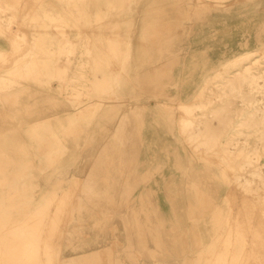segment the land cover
<instances>
[{
	"label": "rangeland",
	"instance_id": "rangeland-1",
	"mask_svg": "<svg viewBox=\"0 0 264 264\" xmlns=\"http://www.w3.org/2000/svg\"><path fill=\"white\" fill-rule=\"evenodd\" d=\"M228 1L86 0L74 5L71 0H44L41 6L38 0H5L0 3L4 20L11 13L17 14L15 9L30 19L31 12H42L47 2L57 5L58 14L51 18L43 14L40 21L53 20L54 24L60 25L63 20H70L68 25L71 26L62 27L66 32L64 37L54 28L35 27L34 30L38 35L45 33L49 37L54 34L63 42L66 38L72 42L73 47L71 44L70 51L66 50L63 54V57H73L72 71L64 72L62 83H72L73 87L72 91L62 94L72 101L75 110L72 123H59L63 128L56 134L62 135L63 140H54L53 137L57 135L50 132L49 127L42 129V137L47 138L29 141L31 145L25 151L33 153L26 154L23 160L25 170L10 171L8 191L4 190V194L10 197V191L14 192V208L10 206V200L7 212L5 210L0 214V220L6 224L5 233L0 236L3 238L0 248H6L7 234L20 229L21 222L38 208L46 215L44 230L48 232L46 240L52 253L48 263L51 264H214L215 251L225 248L222 242L216 241L220 234L225 237L231 233L233 239H240L243 238V229H246L248 241L250 223L255 225V233H264L263 203L242 189L241 179L238 182L235 180L236 173L248 177V171L242 172L237 170L238 166H228L235 194L227 204V166L216 155H211L206 163L200 160L195 145L188 143L179 130V122L186 114L177 110L178 100L166 96L167 93L175 97L177 94H187L199 84L196 78L187 77V73L186 80L183 78L190 62L188 54L202 52L191 49L193 44L196 45L194 39L202 34L207 35L202 39H208L209 32L205 27L211 8L214 12L225 14L231 6ZM7 6L10 10H3ZM30 20L32 24L38 23V20ZM47 47L48 43L40 45L44 52L49 51ZM208 52L203 56L206 57ZM261 52L259 54L258 51L261 58L257 69L259 72L264 69V52ZM236 55L235 51V59ZM235 59L229 61L228 65L224 59L218 63H223L222 67L231 66L233 71V64L237 62ZM222 67L218 65V70ZM64 68L66 70V66ZM206 68H209L208 64ZM169 77L174 79L173 82H166ZM238 101L234 100L235 106L241 104ZM129 103L138 111L132 117L125 107ZM151 105L156 107L153 109L156 115L163 117L164 137L174 129L172 139H147ZM166 110H170L167 116ZM199 113V110L195 111L197 117ZM99 119L103 125L98 126ZM117 119L118 123L115 122ZM85 126L90 132L115 130L122 134L137 133L135 140L123 142L109 139L104 146L103 141L90 140V144L83 147L91 149L103 146L102 164L107 171L106 176L117 181L116 186H121V189L116 188L119 191L116 197L104 192L101 193L104 197L98 196L97 185L92 179L83 181L81 171L72 174L66 171L77 165L83 148L77 145L69 150L65 137L68 142L73 139L78 143L86 130ZM166 142L172 143L173 148H169L170 144L165 146ZM232 147L234 152H228L229 159L237 157L236 161L241 160V155L237 154L240 152L233 145L230 150ZM115 148H127V151L123 150L121 156H114ZM170 149L173 151L169 158L167 152ZM181 165L191 169L194 166L193 171L188 169L192 174L190 177L183 179L185 172ZM202 169L211 175L209 186L203 184V180L192 177L200 176L204 172ZM105 182L109 183L107 179ZM88 184L86 202H82L81 194L84 185ZM5 186L4 183V189ZM69 186L72 198H76V207L72 204L74 214L71 209L67 212L70 205L60 202L62 194L66 195L63 191ZM93 189L97 196L92 195ZM242 195L245 197L244 203ZM220 207L225 212L220 214ZM237 228L240 236L235 234ZM251 243L250 251L247 242L245 252L241 246L234 264H264L261 251L257 250L259 244L255 246V243ZM211 247V252H208ZM89 248L99 249L100 259L98 252L90 256L85 253ZM13 263L7 260L5 264ZM42 264H47L45 259Z\"/></svg>",
	"mask_w": 264,
	"mask_h": 264
},
{
	"label": "crops",
	"instance_id": "crops-1",
	"mask_svg": "<svg viewBox=\"0 0 264 264\" xmlns=\"http://www.w3.org/2000/svg\"><path fill=\"white\" fill-rule=\"evenodd\" d=\"M240 1L241 0H230L229 5H232L233 7L230 6L229 11L225 14L214 12L211 8L209 18L207 20L208 25H205V28L208 29L209 32L208 39H202L207 36L204 34H202L203 36H199L194 39V43L198 46L207 44L209 45L210 51L206 56L207 58L200 57L199 55V57L197 58L200 63H202L206 59L205 62H207L206 64H208L210 71L213 69L216 70L215 72L218 71L219 60L224 59L226 61V64L229 61H233L235 59V51L238 53L243 43L249 44V50L258 49L259 54L262 53L261 51L264 52V0ZM1 2L4 3L5 0H0V3ZM58 10L59 9L57 8V5L52 2H47V4L44 5L43 10H41L42 12L40 13L42 14V16L43 14L45 15V13H48L50 14L49 17H54L57 16ZM15 11L20 18L18 20H14L11 26L13 28L21 27L22 29H24L25 33L30 39L33 37L37 38L38 34L37 30H34L36 29L35 27H48L52 29L57 26H71L68 25V22H70V20L68 19L63 20L62 24L60 25H57L56 23L54 24L53 20L44 19H42V21L38 20V25L32 24L31 20L27 18L26 14L22 13L19 9H15ZM8 22L9 21L7 20H3L0 27H8ZM0 35V205H2L3 209V205L6 204L7 212L8 204L10 203V197L8 194H4V190L8 191L10 171L25 170V164L23 163V160L25 159L26 154H29V152H31L28 151V153H26L25 151L26 148L31 145L29 141L31 139H39V141L43 138L46 139L47 137H42L41 134H43L42 129L48 127L50 128V132H53L55 133V135H57L56 137H53L54 140H63L62 135L56 134L58 130L60 131V128H63V126L61 127L59 123H72V119H74V105L72 101L67 99V97L62 94L64 91H72L71 87H73V84L67 83L66 85H64L62 81L64 78V72L72 71L71 62L73 61V57H63V54L60 51L64 45H67L68 43L71 45L72 42L69 40L68 43H65L62 40H59V37H57L56 35L54 36V34H50L49 37L44 36L43 42L40 43H48L49 47H47L46 49H49V51L44 52L36 50L34 52H29L23 50L18 53H13L8 37L1 32ZM38 36L41 35L39 34ZM65 47L66 49H68V46ZM241 50H243V48H241L240 51ZM194 54L196 55L198 53L194 52ZM22 60L27 61L28 64L32 62L37 63L35 70L39 71V73L31 74V72H24L26 71L25 69L16 68L17 62ZM44 65L46 67H44ZM227 65L226 69L229 68V66ZM64 66H66V70H64ZM27 71H30V69H28ZM230 71H232V69ZM200 72L201 71L198 70L196 73L199 74ZM67 76L69 78V74ZM67 87H70V89H68ZM258 98L261 97L258 96ZM232 101L234 103V99H232ZM256 102H258L257 104H260V101H255L254 104ZM126 106L128 109L127 112L131 117L137 114L138 111L132 103H129V105H125V107ZM234 107L239 109L238 107L243 108L244 105L239 104ZM150 108L151 114H149L148 119L149 126H147V139H172L173 136L171 134H174V132H169L168 135L164 137L163 134L165 132V123L162 120L163 117L160 115H156V111H153V109H156L155 106L151 105ZM127 118H129V115L127 116ZM133 119H131V121L134 122L135 120ZM115 122L118 123V119ZM97 124L98 126H100L104 123L99 119ZM85 128L86 130L78 143H76L73 139L68 142V138L65 137V144H67L66 147L69 150L74 149L77 145H80L82 148L86 145L88 146L90 144V140L103 141L102 145L104 146L109 139H112L113 141L121 140L123 142H126L132 139L135 140V137L137 138V133L135 131H128L129 133L122 134L116 132L115 130L114 132H106V130L99 132H90L88 126H85ZM33 133H35V136H33ZM161 134L163 138H161ZM250 140L252 144L254 137H251ZM244 142L245 137H243V143ZM103 146L102 148H99L98 146L91 149L83 148L82 152L80 153V160L77 165H75V167L67 169L66 171L71 174L74 171H81V178L83 179V181L92 179L91 181H94L97 185L96 192L98 196L104 197L105 195L101 194L104 192L106 193V195L110 194V197H116L119 193V191H116V188L120 187L121 189V186H116L115 182L117 181L111 180V178L108 179V177L106 176L107 171L106 169H104L105 166L102 164ZM123 150L127 151V148H123ZM123 150L122 148H115L114 156H121ZM231 152H234L233 147L231 149ZM124 154L126 155V153ZM237 154L241 155V160L238 161L242 162V172L246 170L259 171V169L264 171V156L258 161H256L257 159L254 157L252 161L253 164L251 166L248 165L245 167V163L247 162L246 156L248 155L251 157L256 155L253 146L243 148L242 145V152H240V154ZM37 170L35 169V171ZM229 172L230 169L227 165V179L225 187V197L227 200V204L230 201V198H233L235 194L234 184L233 182H230L229 179ZM105 179L109 181L108 184L107 182H105ZM4 183L6 185L5 189ZM241 183L242 186L245 183L244 176L241 178ZM70 189L71 186L63 191L66 193V195L62 194V197H60V202H62L61 204L70 205L69 207L67 206V212L69 213L71 209L74 214V209L76 207V198H72ZM88 190L89 184L84 185L81 194V199L84 200L82 202H86L85 199L87 198L86 193ZM94 194L96 193H94L93 189L92 195L97 196ZM236 194L239 193L236 192ZM252 195H254L253 192ZM241 198L242 203H244L245 197L242 195ZM254 198L259 200L258 202L261 201L262 203L261 195H254L253 199ZM72 204H75L74 208ZM2 213H4L3 210ZM250 218L251 217H249V219ZM253 225V223H250L248 225V241H246V229H243V252H245L246 249V242L247 245H249V251L250 244H252L251 242L255 243V246L259 244L260 247H258L257 250L261 251L260 253L263 255L262 260H264V233H255L256 229L254 228L255 225ZM254 247H252V250H255ZM85 251H87L85 253H87L89 256L94 252H98V255H100L98 259H100L101 257L99 249L96 250L94 248H89ZM252 262L254 261L252 260Z\"/></svg>",
	"mask_w": 264,
	"mask_h": 264
},
{
	"label": "bare ground",
	"instance_id": "bare-ground-1",
	"mask_svg": "<svg viewBox=\"0 0 264 264\" xmlns=\"http://www.w3.org/2000/svg\"><path fill=\"white\" fill-rule=\"evenodd\" d=\"M71 1L72 3H74V5H77L78 3H83L86 0ZM39 2V5L41 6V3H43L44 0H38V3ZM229 2L230 1H228V3ZM3 10L6 11L10 9L7 6V9ZM1 13L3 12L2 7L0 6V25L4 20L1 16ZM31 14L32 15L29 17L32 20H39L42 16V14L38 13L37 11H34V13L31 12ZM45 16L51 18L49 17L50 14L48 13H45ZM200 18L201 17H199V19ZM6 19L7 21H9L7 23L8 27H0V32L8 37L13 53H18L23 50L34 52L35 47H37L38 51H41L40 43L43 42L42 40L45 36V33L41 36L37 35V38L33 37L30 39L25 33V30H22L21 27L13 28L11 26L14 20L19 19L17 14L11 13ZM54 29L57 33H59L61 37H64L66 35L65 29H63L62 27L59 26L55 27ZM46 33L48 32L46 31ZM64 42L68 43L69 39L66 38ZM248 46L249 44L246 43H243L241 45L240 49L243 48V50L240 51L239 49L235 59L237 60V62L233 64L232 72L230 71L231 66L228 68V70L225 68V65V67H222L223 63L220 62L218 63V65L222 68L220 71L218 70L217 72H215V69L210 71L209 68H206L207 62L200 63L199 61H197V57H204L203 55H205V53L209 51V46H198L193 44V47L191 46V49L194 50L196 48L201 50L202 52H199L200 54L198 53L196 55L191 53H189L190 55L188 54L190 62L186 68L187 72L184 73L183 78L186 80L185 75L187 73V77L196 78L197 83L199 84H197V86L187 94H177L176 97L175 95L170 93H167L166 95L172 99L178 100L177 110L186 114V117L183 116L185 118H182L179 122V130L185 136L188 143H193L195 145V151L199 153L200 160L206 163L207 161H209L211 155H216L219 160H222L221 162L224 161V165H231L232 167L238 166L237 170L241 171L243 169L242 162L236 161L237 157L231 159H229L230 157H228V152L230 153L231 151V145H233L235 149L239 150L240 152H242V145L243 148L253 146L256 155L251 157L248 155L246 156L247 162L245 163V167L248 165L251 166L253 164L252 161L254 157L257 159L256 161H258L264 156V69L262 70V72L257 71L260 66L261 59L258 55V49L249 50ZM70 49L71 45H68V49L63 46L60 51L62 52V54H65V52H67L66 50L70 51ZM256 53L257 55H255ZM36 66L37 63L32 62L28 64V62L25 60L18 61L16 64V68L25 69L26 71L23 70L24 72H31V74L39 73V71L35 70ZM44 67L46 66L44 65ZM28 69H30V71H27ZM198 70L201 71L199 74L196 73ZM165 73L166 71L164 72V74ZM173 80L174 79H171V77H169L166 82L168 81L169 83H171L173 82ZM258 96H260L261 98H258ZM232 99H238L241 104L244 105V107L237 109L236 107H234L235 104L233 103ZM254 100L260 101V104H257L258 102H256L255 105ZM196 110H199L200 112L198 117L195 115ZM169 112L170 110H166V116L167 114H169ZM171 130V132L173 133L174 129ZM243 137H245L244 143ZM249 137H254L252 144ZM169 144V148H173L171 146L172 143H165V145L167 146ZM172 151L173 149H170V152H167V156L169 158ZM234 160L236 161L235 165ZM180 167L185 172L182 175L183 179L185 177H190L189 175H192L188 171V169L190 170L191 167L189 168L183 165H181ZM193 167L194 166H192L191 169L192 171L195 169H193ZM207 169L209 170V168ZM202 170L204 171L203 173H201L202 175L200 174V176L198 177L193 175L192 177L194 179L198 178L200 180H203V184H208V179L211 178V175H209V172H207V170ZM202 170L200 171L202 172ZM242 177V173H236L235 180L238 182ZM142 178H145V176ZM240 186L244 191H246V193L252 194L253 192L254 195H261L262 203L264 205V171H262L261 169H259V171H248V177H245V183L242 186V183L240 182ZM11 192L12 191H10V206L14 208V205H12L14 196H12V194L14 192ZM211 193L212 192H210L209 194L211 195ZM214 193H216V190ZM219 209L220 214L225 212V210L221 207L218 208V210ZM2 210H6L5 205H3V209L2 205H0V214L2 213ZM224 216L226 218V215ZM45 217L46 215H44L43 211L38 208L35 212L33 211L25 221L21 222L20 229L16 228L15 230L10 231V234H7L8 236L6 237V239H8V244L6 245V248H0V264H5L7 260L14 262L13 264H18V262H23L21 264H42V260L44 259L47 264H51L48 263V259H51L52 253L50 252L49 243L46 240L48 232L46 233L44 230V227L47 223ZM241 225H243L242 222ZM5 227L6 224L0 220V236L5 233L3 232V230H5ZM228 227L231 228L230 222H228ZM234 229L235 228L232 226V230ZM235 234H237V236H240L239 228H237ZM220 235L217 236L216 241L222 242L225 248L220 250L219 252L217 250L215 251L214 257L216 261H214V264H234L233 260L237 256H239L241 251L242 238L239 239L237 237L236 239H233L231 233H229L228 236L225 237H221ZM2 240L3 238L0 237V244L2 243ZM211 249L212 247L209 248L208 252H211ZM2 250L4 251V254H2ZM231 257L232 261L230 260Z\"/></svg>",
	"mask_w": 264,
	"mask_h": 264
}]
</instances>
